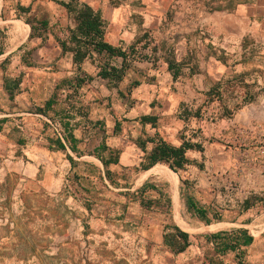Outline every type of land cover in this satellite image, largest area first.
<instances>
[{
    "label": "rangeland",
    "instance_id": "rangeland-1",
    "mask_svg": "<svg viewBox=\"0 0 264 264\" xmlns=\"http://www.w3.org/2000/svg\"><path fill=\"white\" fill-rule=\"evenodd\" d=\"M58 3L77 5L73 0H0V88L6 80L14 94L9 102L0 90V120H6L0 125V264H243L238 253L215 260L204 235L183 229L177 219L189 233L190 245L181 254L170 251L167 241L175 232L165 214V179L154 178L161 197L147 191L136 194L137 173H112L110 184L98 162L70 153L54 156L44 149L53 132L48 123V127L35 125L32 115L39 113L37 103L43 105L48 98L53 82L48 74L64 69L59 72H66V80H56L62 90L79 75L59 46L71 38L74 16ZM14 24L29 28L19 43ZM86 63L82 69L95 71L113 67L115 58L92 53ZM84 71L79 77L86 82ZM261 79L236 77L218 83L208 97L218 102L214 107L181 111L186 127L194 126L188 141L193 138L192 143L203 148L200 157L188 156L190 165L176 174L177 193L183 199L214 203L231 218L243 210L244 201L264 203V108L222 106L237 98L242 102L257 96L264 99V90L261 93L260 85L253 84ZM111 88L107 89L115 96ZM83 90L89 103L108 99L101 85L88 83ZM71 91L70 102L78 93ZM183 132L181 140L186 138ZM66 155L72 157V164ZM102 156L109 157L106 152ZM145 165L146 161L141 163ZM163 172L169 174L167 168ZM222 218L219 211L212 214L214 220Z\"/></svg>",
    "mask_w": 264,
    "mask_h": 264
},
{
    "label": "crops",
    "instance_id": "crops-1",
    "mask_svg": "<svg viewBox=\"0 0 264 264\" xmlns=\"http://www.w3.org/2000/svg\"><path fill=\"white\" fill-rule=\"evenodd\" d=\"M76 1L99 13L104 23V41L107 44L125 53H129L131 48L135 52L127 57V70L121 82L102 79L99 76L101 69H82V66L87 65L86 59L77 69L72 62V55L63 54L70 68L74 66L79 74L78 82L74 80V84L62 90L56 80H66V72H59L64 69L48 74L53 81L48 98L43 105L37 103L36 106H40L39 113L32 115L35 125L48 127V123L53 132V139L49 140L44 149L54 156L61 152L73 154L80 159H92L101 167L95 152H100V156L106 152L109 157L111 153L114 157L116 152L117 163L110 164L106 169L103 167L104 171L109 172L111 178L115 172L137 173L136 194L147 191L161 197L162 193H158L160 190L153 183L162 176L168 184L167 192L162 195L170 202L169 211L165 213L171 221L170 226L177 227L187 235L189 233L183 230L185 228L198 236L204 235L207 246L212 247L215 260L224 261L227 253H238L243 264H264V203L250 204L248 209L231 218L229 212L221 211L214 203L206 205L193 199L196 210L207 212L206 223L194 213L188 212L186 200L177 193V176L166 165L156 164L148 169L141 166L142 162L146 161L147 164L146 157L158 140L173 147H179L183 141L189 140L188 132L194 126L186 127L181 111L196 113L214 107L218 102L210 100L208 93L218 83H228L236 77H263L253 82L260 85L257 90L263 92L264 0ZM23 28L25 39L29 28ZM13 33L16 34V42L23 40L19 31L13 30ZM19 49L20 46L17 51ZM138 55L144 58H137ZM62 62L60 60L59 65ZM168 62L176 64L180 71L175 81L168 70ZM121 66L122 59L115 58L113 67L120 69ZM82 70L86 72L83 73L86 82L79 77ZM134 82L140 84L132 87ZM88 83H95L96 87L101 85L108 93V99H92L89 103V96L83 90ZM6 85L5 80L0 90L11 102L14 94ZM35 85L40 88L39 84ZM19 87L20 83L17 82L15 89ZM109 87L115 88V96H111ZM70 89L78 91L75 94L77 97H74L76 100L71 102ZM9 93H12V97ZM21 96L23 99L24 94ZM238 99L226 100L222 106L264 108V99L258 96L245 102ZM25 101L28 103V100ZM243 113L241 111L239 115ZM142 118H152L154 121L143 123ZM190 119L197 122L189 116ZM0 121V125L6 123L5 119ZM181 132L186 137L183 140L180 138ZM59 140L65 146V151L56 147ZM190 142H193V138ZM185 156L187 159L188 156L200 157L201 153L187 151ZM163 168H167L168 175H165ZM217 211L223 213L221 220L212 219V214L215 215ZM176 219L181 220L183 229L175 222ZM207 228L213 230L208 231ZM230 236L238 238V247L233 252L229 250L223 253L221 250L226 248L227 242L233 243V240L223 243L222 239Z\"/></svg>",
    "mask_w": 264,
    "mask_h": 264
},
{
    "label": "trees",
    "instance_id": "trees-1",
    "mask_svg": "<svg viewBox=\"0 0 264 264\" xmlns=\"http://www.w3.org/2000/svg\"><path fill=\"white\" fill-rule=\"evenodd\" d=\"M77 5L72 8L69 4L58 3L62 6L67 13L73 14L74 29L69 30L71 36L69 42L66 44L62 42L59 44L61 52L70 53L72 55V62L79 69L80 64L87 59L90 54L94 53L97 55L106 54L111 58H121L122 66L120 69H115L114 67L105 66L99 72V76L102 79H108L114 82H121L124 77L125 71L127 70V57L134 54V48L129 50V53H125L120 49L114 48L111 45L107 44L104 41V23L101 20L99 13L94 12L87 5L78 4L76 0H73ZM33 28L31 27V33L28 37V40L32 39ZM68 45H74V47H68ZM2 53H0L1 55ZM168 70L171 72L172 80L175 81L179 77L180 71L177 69L176 64L168 62ZM78 82V80L76 81ZM140 83H132V87H137ZM210 95V92L208 93ZM12 97V93H9ZM152 118H142L141 122H152ZM2 121H0V124ZM150 142H154L151 141ZM65 144L67 141L65 140ZM156 146L152 152L146 157L147 164L145 168L148 169L156 164H164L169 170L173 173L178 174L179 171H183L187 166L190 165L189 160L186 158L185 154L187 151H197L203 153V148L199 144H193L189 141H183L179 147H173L166 144L165 142L158 140L155 142ZM56 147L65 151V146L59 140L57 141ZM100 153V152H99ZM99 153L95 152V157L100 161L102 166L106 169L110 164H116L117 160L114 159L112 153L108 160L102 159ZM67 160L72 164L73 160L70 156L67 157ZM105 177L110 184H113V180L110 176V173L105 170ZM181 181V180H180ZM151 189V188H150ZM152 190H155L152 187ZM187 202V208L189 213H194L198 218L204 220L206 223L207 212L204 210H196L194 205L193 198H185ZM165 203L169 211L170 202L168 198H165ZM250 207L248 201L243 202V210H246ZM171 229L175 232L174 236H170V241H167L171 246V252L174 254H181L189 247V235L181 232L177 227L172 226ZM232 242H227L226 248L222 249L221 252L225 253L226 251H234L238 247V238L236 237H227L223 238L222 242L226 240ZM167 240V239H166Z\"/></svg>",
    "mask_w": 264,
    "mask_h": 264
},
{
    "label": "bare ground",
    "instance_id": "bare-ground-1",
    "mask_svg": "<svg viewBox=\"0 0 264 264\" xmlns=\"http://www.w3.org/2000/svg\"><path fill=\"white\" fill-rule=\"evenodd\" d=\"M15 26L13 27V30H17V31H19L20 32V34H21V36H22V39L24 38V36H25V30H24V28L19 24V25H17V24H14ZM18 36V35H17ZM17 38V37H16ZM158 170V169H157ZM155 172V171H154ZM157 173V172H156ZM154 175V174H153ZM155 175H157V174H155ZM162 175V174H161ZM160 175V176H161ZM158 176V175H157ZM171 176V175H170ZM161 178H162V176H161ZM174 179V178H173ZM172 179V180H173ZM165 180H167V179H165ZM168 180H170L169 178H168ZM170 185V184H169ZM172 185H174V184H172ZM175 187V186H174ZM175 201V200H174ZM173 201V202H174ZM178 201V200H177ZM179 209V205H178V208H177V210Z\"/></svg>",
    "mask_w": 264,
    "mask_h": 264
},
{
    "label": "built area",
    "instance_id": "built-area-1",
    "mask_svg": "<svg viewBox=\"0 0 264 264\" xmlns=\"http://www.w3.org/2000/svg\"><path fill=\"white\" fill-rule=\"evenodd\" d=\"M55 131H56V133L58 134L59 139L62 140V138H61L60 134L58 133V131H57V130H55Z\"/></svg>",
    "mask_w": 264,
    "mask_h": 264
}]
</instances>
